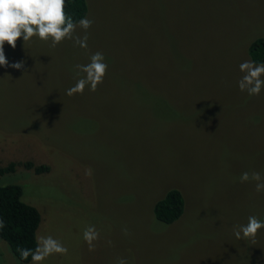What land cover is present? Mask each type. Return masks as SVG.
<instances>
[{
    "label": "rangeland",
    "instance_id": "obj_1",
    "mask_svg": "<svg viewBox=\"0 0 264 264\" xmlns=\"http://www.w3.org/2000/svg\"><path fill=\"white\" fill-rule=\"evenodd\" d=\"M86 3L87 49L21 38L4 50L24 69L0 67V165L48 167L18 165L0 184H20L41 214L37 237L68 248L42 264H264V229L255 243L233 233L250 215L264 220V192L240 182L264 178V89L237 87L250 42L264 36V0ZM97 51L103 83L68 96L75 66ZM170 188L184 209L166 224L153 205ZM88 226L99 232L91 252ZM0 264L32 262L0 238Z\"/></svg>",
    "mask_w": 264,
    "mask_h": 264
},
{
    "label": "clouds",
    "instance_id": "obj_2",
    "mask_svg": "<svg viewBox=\"0 0 264 264\" xmlns=\"http://www.w3.org/2000/svg\"><path fill=\"white\" fill-rule=\"evenodd\" d=\"M66 0H0V67L15 70L24 69V61L10 63L5 54V44L15 49L17 41L22 38L23 45L30 42L33 37L43 42H51L50 47L55 48L65 39L73 40L74 46L87 49L88 29L94 21L84 17L74 21L65 11ZM77 27L83 29L84 35H75ZM76 83L66 90L68 96L83 94L87 87L90 92H95L98 85L103 83L108 65L102 52L92 53L87 64H77ZM239 71L243 73L237 81V87L241 92H247L249 96L260 95L264 89V63H254L250 60L243 61L239 65ZM83 74V75H81ZM255 181L257 193L264 192V178L259 172H243L240 182ZM3 222L0 221V228ZM264 229V220L254 215L247 218V223L234 226L233 233L236 239L255 238L259 230ZM127 234V229L123 230ZM99 239V232L95 226H88L83 231V240L88 245V250L95 251V241ZM111 244V241H109ZM20 258L28 260L31 257L32 264H42L48 257L59 254L67 255L68 248L51 235L38 236L35 249L18 248ZM117 264H127L124 258H119Z\"/></svg>",
    "mask_w": 264,
    "mask_h": 264
},
{
    "label": "trees",
    "instance_id": "obj_3",
    "mask_svg": "<svg viewBox=\"0 0 264 264\" xmlns=\"http://www.w3.org/2000/svg\"><path fill=\"white\" fill-rule=\"evenodd\" d=\"M65 11L78 23L86 16V0H66ZM248 55L252 62L264 63V36L256 37L250 42ZM18 165L33 169L37 174L48 170L47 165H35L31 161L9 162L6 165H0V175L14 172ZM22 193L20 184H0V221L4 225L0 228V238L8 244L19 261L28 263L31 257L28 260H22L18 248L35 249L41 214L35 206L22 200ZM183 209L184 199L181 192L177 188H170L154 203L153 214L157 220L170 224L179 219Z\"/></svg>",
    "mask_w": 264,
    "mask_h": 264
}]
</instances>
